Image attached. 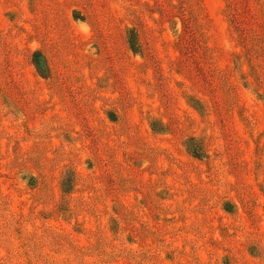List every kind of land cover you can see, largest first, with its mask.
Returning <instances> with one entry per match:
<instances>
[{
	"label": "rangeland",
	"instance_id": "rangeland-1",
	"mask_svg": "<svg viewBox=\"0 0 264 264\" xmlns=\"http://www.w3.org/2000/svg\"><path fill=\"white\" fill-rule=\"evenodd\" d=\"M258 1L191 0L198 33L192 31L179 38L178 33L174 36L166 0H113L121 13L122 7L143 12L139 18L146 22L145 29L153 39L151 55L157 61L149 67L142 65L141 59L123 57L121 51L119 56L110 52L111 62L96 64L101 60L99 49L94 54L88 52L92 30L84 23L64 19L69 58L78 69L85 70L86 86H94L96 73L102 75L113 64L112 73L122 75L123 87L128 86L134 105L135 128L125 135L115 133L100 102L94 99L87 116L96 131L87 138L97 137L96 153L87 140L76 135L78 127L75 131L68 128L74 140L65 146L69 162L55 169L52 187L57 193L62 169L73 165L87 177L85 183L93 186L89 188L101 193L97 196L91 190L84 191L79 221L84 223L85 231L78 234L64 220L38 219L37 212L43 205L38 198L35 201V192L20 179L19 169L29 167L20 154L29 156L35 147L50 157L49 148L67 144L59 134L39 138L42 121L73 124L60 100L53 96L48 81L36 75L32 54L37 43L24 0H0V38L14 47L5 51L11 59L10 77L22 79L21 84H27L45 105L38 119L23 125L26 120L16 122L7 115L0 98V264H28L29 257L44 253L58 254L64 260L70 252L64 245L67 239L72 246H101L100 252L85 262L144 264L140 250L150 247V258H145L149 264H264V10ZM16 9L19 23L13 25L6 13ZM66 15L70 17V13ZM117 15V19H125V14ZM178 28L181 32V22ZM85 55L90 57L91 73L86 69ZM191 94L199 96L200 114L189 100ZM162 96L167 97V104L169 101L171 115L181 121L191 119L182 125L186 134L202 140L205 159H196L186 151L178 130L166 137L148 132L140 111L159 108ZM134 147L137 152L132 155L129 151ZM121 148L129 155L127 163ZM92 156L97 159L94 173L86 164ZM115 166L120 179L131 178L129 185L137 190L152 191L153 195L154 186H167L168 200L164 205L172 207V214H164L161 217L166 218L160 220L156 210L143 206L140 213L139 206L136 211L142 224L130 222L126 227L120 220L114 232L113 196L120 207H124L122 201L133 207L138 195H122V188L118 195L112 192L110 196L107 182L112 190L117 182L113 178L107 181L104 170L110 173ZM226 201L242 205L229 214L224 210ZM140 231L149 240L148 246L143 241L130 245L128 236ZM12 245L15 254L8 258L5 249Z\"/></svg>",
	"mask_w": 264,
	"mask_h": 264
},
{
	"label": "trees",
	"instance_id": "trees-1",
	"mask_svg": "<svg viewBox=\"0 0 264 264\" xmlns=\"http://www.w3.org/2000/svg\"><path fill=\"white\" fill-rule=\"evenodd\" d=\"M166 1L171 9L168 14L174 36L178 33L179 38H184L185 35H189L192 31L194 34H197L198 25L193 13L191 0ZM258 2L264 10V0H259ZM24 3L27 13L31 16L32 27L36 37L37 49L32 54V63L35 67L36 75L48 81L53 96L60 100L73 126L64 124L63 122H54V120L47 121V123L42 121L43 127L39 131V138L50 137L52 133L54 135L59 134L67 144L59 145L55 149L49 148L50 157L48 153L39 151L35 147L29 152V156L27 154H20V157L29 164V167H21L19 169V176L24 185L31 192H35V201L37 202L38 198L39 204L43 205L37 212L36 216L38 219L44 221L50 219L64 220L72 225L75 233L83 234L85 231L83 228L84 223L79 221V216L82 212L81 208L84 205L82 195L86 189L97 193V196L101 193L99 189L97 192V189L89 188L93 186L85 183L87 177L80 174L76 166L74 168L73 165H68L62 169L59 177V190L56 193L51 184H54L55 169L69 162L65 159V157L70 158L65 146L71 145L70 142L74 141L71 131H75L76 127L79 129L76 135L87 140L86 142L90 144L89 148L94 147L92 152L97 149V137L94 139L87 138L88 134H93L96 131L90 127L87 116L92 110L94 99L100 102L103 109L102 112L106 120L113 124L115 133H124L125 135L131 133L135 128L133 123L135 122L133 117L134 105L133 96L128 86L126 88L123 87L120 77L122 75H114L112 73L115 69L112 63L110 67L104 70L102 75L96 73L94 86H86L85 70L78 69L71 63L69 58L67 46L69 42L68 28L65 25L64 19L66 22L68 19V22L73 21L75 24L84 23L92 30L93 36L91 41L88 42V52L90 51V54H94L99 49V56L102 61L100 60L96 64H104L106 61H108L107 63L111 62V51L114 55L119 56L118 53L121 51L123 57L130 55L141 59L143 61L141 64L146 65L145 67L156 64L157 61L151 55L153 39L145 29L146 22L143 23L139 18V13H143L142 11L137 10V8L122 7L124 13H121L119 9L113 6V0H24ZM64 7L67 10L63 11ZM18 9L22 12L20 7ZM106 10L109 11L108 14L105 13ZM152 10L150 9L149 11ZM68 13H70V17L66 15ZM162 13L163 10L159 14ZM113 14L114 17H111ZM117 14H125L124 18H128V20H123V17L117 19ZM18 17L19 10L17 9L6 13V18L13 25L19 23L17 21ZM180 22L183 28L181 32H179L178 28ZM20 29L26 30L23 26H20ZM11 49H14L13 43L7 42L5 38L3 40L0 38V98L6 105L7 115L14 118L16 122L26 120L23 123V125H26V122L38 119L40 113H43L45 105L40 103L37 94L31 91L27 84L25 86L21 84L23 82L22 79L13 80L10 77L11 59L9 53H5V51H10ZM106 56L108 57L107 59ZM89 58V55H85V66L91 73L93 67ZM126 63L128 64L129 61ZM153 68H156V66ZM178 74L180 75L181 73L178 71ZM158 85L157 88H161V83H158ZM198 97L191 94L189 100L192 102L194 110L200 114V100ZM166 100L167 97H161L160 109L157 108L155 110L150 108L140 111L142 114V117H140L145 121L148 132L153 136L166 137L173 130H178L181 133V140L186 151L196 159H205L206 151L202 140L194 135L186 134L187 129L184 130V126L182 125L189 123L191 119L186 118L181 121L174 114L171 115L169 113V101L167 104ZM173 101H175L174 98L172 99V103L175 104ZM68 128L71 131H68ZM124 150L125 148L123 150L121 148V154L125 161L129 155ZM136 152L137 149L135 147L130 148V154L135 155ZM93 158L96 157L92 156L86 159L88 170L91 173H94L92 171L97 168L95 167L97 165V161L95 160L97 159ZM98 162L100 161L98 160ZM125 163L127 162L125 161ZM112 168L114 169L110 170V173L104 170L105 177H108L107 181H111V178H113L117 182L114 186L115 190H112L111 185L107 182L106 188L109 187L110 196L112 192L118 195L119 189L122 188V195H127L129 192H137L138 194L134 197L135 203L133 207H127L123 201L122 206L124 207H120L116 197L113 196L114 217L111 218V227L114 232H117L120 220L124 222L126 227H129L130 222L132 225L138 223V221L140 225L142 224L141 217L136 211V208L139 209V206H142L139 211L144 210V207L149 211L150 209L156 210L160 220L161 218H166L161 217L162 215L165 214L167 216L172 214V207L164 205L165 203L167 204L168 200L167 186L161 184L160 187L162 188L159 189L154 186L152 195V191L137 190L134 185H129L131 178L124 177L120 179L117 173L118 167ZM56 195L58 196L57 199H55ZM240 204L242 205V203L236 205L231 201H226L223 204L224 210L229 214H234L235 207L240 206ZM135 234L132 237L131 235L128 236L127 241L130 245H137L138 242L141 243L143 241L148 246L147 241L149 240L145 234L141 231L139 233L135 232ZM69 240H65L64 244L67 248L69 246L70 249L66 259H59L58 254L55 253H44L41 256L29 257L28 264H102L95 261H88L89 263L84 261V259H91L100 252V245L96 247H78L69 244ZM10 248L5 249L7 253L6 257L8 258L15 254L16 250L14 245L10 246ZM151 249L149 247L143 250V252L142 249L140 250L144 254L141 257V261L144 264H149L147 259L150 258L149 253ZM101 256L105 257V255Z\"/></svg>",
	"mask_w": 264,
	"mask_h": 264
}]
</instances>
